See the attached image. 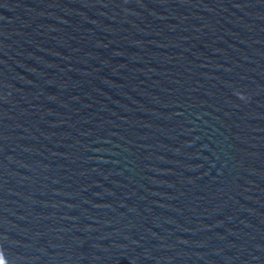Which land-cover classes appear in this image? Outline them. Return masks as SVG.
I'll use <instances>...</instances> for the list:
<instances>
[{"label": "water", "instance_id": "obj_1", "mask_svg": "<svg viewBox=\"0 0 264 264\" xmlns=\"http://www.w3.org/2000/svg\"><path fill=\"white\" fill-rule=\"evenodd\" d=\"M0 264H264V0H0Z\"/></svg>", "mask_w": 264, "mask_h": 264}]
</instances>
